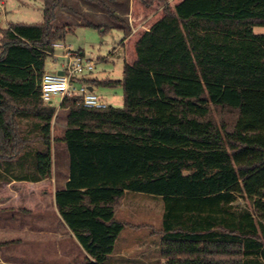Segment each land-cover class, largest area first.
<instances>
[{
    "label": "trees",
    "instance_id": "trees-1",
    "mask_svg": "<svg viewBox=\"0 0 264 264\" xmlns=\"http://www.w3.org/2000/svg\"><path fill=\"white\" fill-rule=\"evenodd\" d=\"M85 1L113 23L83 26L130 36L128 20L106 8L116 0ZM59 9L75 13L65 0H43L42 23L0 29V183L52 177L57 108L40 83L55 44L74 32L55 25ZM163 14L122 80L87 81L121 87L122 108L62 101L70 181L55 196L58 213L86 264H110L126 229L117 207L129 193L163 203L158 264H264V34L255 33L264 0H183ZM255 152L256 161L235 163Z\"/></svg>",
    "mask_w": 264,
    "mask_h": 264
},
{
    "label": "rangeland",
    "instance_id": "rangeland-1",
    "mask_svg": "<svg viewBox=\"0 0 264 264\" xmlns=\"http://www.w3.org/2000/svg\"><path fill=\"white\" fill-rule=\"evenodd\" d=\"M3 1L5 5L3 6L2 3L0 6L2 7L0 8V29L7 28L10 23L40 24L43 22V0ZM166 1L165 4L155 3L151 7H144L138 0H134V2L133 0L132 2L130 0L105 2L109 11L128 20L132 30L131 35L135 39L141 33L146 32L145 29H148L159 18L165 5L173 7L176 0ZM65 4L75 13L59 9L55 25H71L74 27V32L69 33L65 41L60 44L82 53L84 57L96 64L95 69L91 72L92 80H122L124 64L127 62L120 46L125 39L124 32L118 29L103 32L81 24L84 21L82 23L93 22L98 25L112 26L113 22L106 9L99 5L91 4L85 0H65ZM77 12L83 15L80 16ZM126 12L130 15L125 16ZM78 21L80 22L78 23ZM256 33H264V28L256 29ZM63 53V48H56L54 56L47 59L46 72L55 73L62 69L65 61L61 57ZM80 83L82 82L77 83V88L81 86ZM94 91L109 106L123 107V89L121 87H94ZM63 100L64 98L61 96L52 99V104L57 108L52 124L53 144L56 145L55 155L58 157L54 164L57 168H62L63 165L67 166L68 161L65 146H59L67 129L69 114L68 109L60 107ZM257 159L255 152L250 154V159H245L244 156L235 157V163L239 165L245 162H254ZM248 174L249 172L245 170L239 172L241 179ZM19 191L17 193L20 196L22 193ZM45 202L51 206L49 198ZM242 202L250 207L247 201L241 200ZM162 210L163 203L147 194L129 193L121 200L117 207V219L126 224V229L118 240L117 251L113 257L116 258L115 262L120 264H155L159 262ZM24 213L25 210H21L17 206L11 208L6 216H11V220L17 223L25 218ZM13 235L15 233H11V236L6 233L5 237H0V264H70L67 260L60 259L58 250L56 251L52 246L53 239L19 238ZM80 259L82 262V257Z\"/></svg>",
    "mask_w": 264,
    "mask_h": 264
},
{
    "label": "crops",
    "instance_id": "crops-1",
    "mask_svg": "<svg viewBox=\"0 0 264 264\" xmlns=\"http://www.w3.org/2000/svg\"><path fill=\"white\" fill-rule=\"evenodd\" d=\"M130 1L132 2V0ZM182 1L183 0H176L173 7ZM0 2L3 3V6L5 5L3 0H0ZM129 15L130 13H125V16ZM163 15L164 14L162 13L159 18L152 23V25L161 19ZM152 25L148 29H145V31H148ZM133 32H135V29H133ZM143 33L135 39L134 36L130 34V36L123 40L120 45L121 49L124 51L127 63L129 64H133L136 61L137 57L135 46ZM128 58L130 59L128 60ZM90 77L91 74L85 77L86 83L87 81H95ZM91 89L94 90L92 86ZM61 145L65 146V150L67 151V166L63 165L62 168H57L55 166L54 162L58 157L55 155L56 145L54 143L52 145L53 174L51 178L36 183L28 181H9L0 183V237H5L4 234L6 233L8 236H11V233H15L13 236L19 238H51L54 240L52 246L56 251L58 250V254L61 256L60 259L67 260L70 264H86L87 259L89 258L87 253L58 213L55 203V196L57 192L66 189L67 183L70 181L69 152L64 142L59 144V146ZM18 191L22 193L20 196L17 193ZM48 198L50 199L51 206L45 202ZM17 206L21 208V210H25V218L15 223V221L11 220V216H6V213L11 208ZM116 251L117 246L114 254L111 256L110 264H120L115 262L116 258H113ZM81 257L82 262L80 259Z\"/></svg>",
    "mask_w": 264,
    "mask_h": 264
},
{
    "label": "built area",
    "instance_id": "built-area-1",
    "mask_svg": "<svg viewBox=\"0 0 264 264\" xmlns=\"http://www.w3.org/2000/svg\"><path fill=\"white\" fill-rule=\"evenodd\" d=\"M2 2H0V6ZM2 8V7H0ZM63 48L61 56L65 61L59 72H46L40 83L41 98L45 103H52L56 96L62 98H77L78 104L91 109H107L110 107L103 99L85 82V77L90 75L96 64L84 57L80 52L73 51L70 47L55 44V48ZM54 56V55H53ZM81 86L77 88V83Z\"/></svg>",
    "mask_w": 264,
    "mask_h": 264
}]
</instances>
